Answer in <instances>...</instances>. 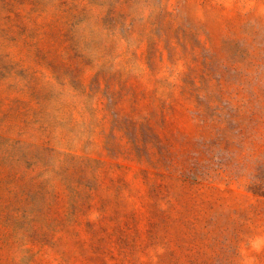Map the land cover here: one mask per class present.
Masks as SVG:
<instances>
[{
  "label": "rangeland",
  "instance_id": "obj_1",
  "mask_svg": "<svg viewBox=\"0 0 264 264\" xmlns=\"http://www.w3.org/2000/svg\"><path fill=\"white\" fill-rule=\"evenodd\" d=\"M0 264H264V0H0Z\"/></svg>",
  "mask_w": 264,
  "mask_h": 264
}]
</instances>
